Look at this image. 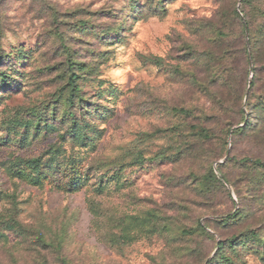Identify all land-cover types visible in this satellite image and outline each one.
Returning <instances> with one entry per match:
<instances>
[{
	"label": "rangeland",
	"instance_id": "obj_1",
	"mask_svg": "<svg viewBox=\"0 0 264 264\" xmlns=\"http://www.w3.org/2000/svg\"><path fill=\"white\" fill-rule=\"evenodd\" d=\"M263 37L264 0H0V264H264Z\"/></svg>",
	"mask_w": 264,
	"mask_h": 264
},
{
	"label": "trees",
	"instance_id": "obj_2",
	"mask_svg": "<svg viewBox=\"0 0 264 264\" xmlns=\"http://www.w3.org/2000/svg\"><path fill=\"white\" fill-rule=\"evenodd\" d=\"M260 48H261V50L264 51V37H263V39H262V41H261ZM253 58H254V55L251 56V59H253ZM254 71H255L256 76H257V74H258L259 72L264 71V68L260 67V69H259V68L257 67V68L254 69ZM256 76L253 78V82H252V84H251V87H252V88L254 87V84H255V83H254V80H255ZM73 81H74V79H73ZM246 121H247V120H246ZM244 128H245V126H243L240 130H243ZM221 245H222V244H221Z\"/></svg>",
	"mask_w": 264,
	"mask_h": 264
}]
</instances>
